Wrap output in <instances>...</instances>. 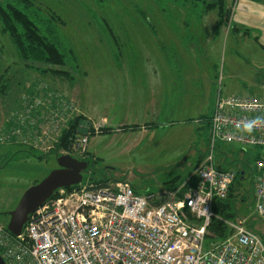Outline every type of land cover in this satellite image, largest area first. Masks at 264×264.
<instances>
[{
	"label": "rangeland",
	"instance_id": "obj_1",
	"mask_svg": "<svg viewBox=\"0 0 264 264\" xmlns=\"http://www.w3.org/2000/svg\"><path fill=\"white\" fill-rule=\"evenodd\" d=\"M225 1L230 15L220 19L217 10L202 13V4L184 6L182 1L156 5L153 0H34L32 16L44 32L43 23L54 30L67 54L63 67L25 62L0 28V223L8 225V215L24 193L58 169L57 158L64 155L87 162L83 182L95 186L127 181L137 194L147 196L169 190L175 180L174 191L186 190L210 153L209 121L220 75L224 96L256 95L264 76V14L250 10L256 16L251 24L258 28L235 24L243 11L240 1L260 7L264 1ZM184 20L191 26H180ZM161 66L194 69L195 74L189 70L186 75L194 78L195 89L170 86L164 113L143 119L131 116L128 122L132 125L137 118L138 125L156 123L157 128H120L127 124V71ZM68 108L82 118L79 132L71 150L62 148L55 155L52 149L58 148ZM98 124L100 129L93 128ZM22 127L29 134L20 133ZM7 133L16 139L6 142ZM84 136L90 139L81 156L74 148ZM261 153L258 148L221 143L216 158L227 170H245L235 197L248 200L239 203L238 218L264 240V223L254 215L248 198Z\"/></svg>",
	"mask_w": 264,
	"mask_h": 264
},
{
	"label": "built area",
	"instance_id": "obj_2",
	"mask_svg": "<svg viewBox=\"0 0 264 264\" xmlns=\"http://www.w3.org/2000/svg\"><path fill=\"white\" fill-rule=\"evenodd\" d=\"M222 87L220 75L210 153L194 187L141 196L127 181L99 187L88 181L59 190L30 216L21 236L0 224L5 264H264V240L245 221L224 220L213 210L215 201L227 200L238 173L219 166L218 145L258 148L262 153L251 174L252 211L264 223V76L256 95L224 96ZM67 111L61 131L75 117L72 108ZM24 131L29 134L22 127L20 133ZM11 133L6 142L16 139ZM89 139L81 137L74 151L84 155ZM214 220L231 232L226 238L210 232Z\"/></svg>",
	"mask_w": 264,
	"mask_h": 264
},
{
	"label": "trees",
	"instance_id": "obj_3",
	"mask_svg": "<svg viewBox=\"0 0 264 264\" xmlns=\"http://www.w3.org/2000/svg\"><path fill=\"white\" fill-rule=\"evenodd\" d=\"M11 1V2H10ZM0 0V28L3 34H7L11 37L15 48L21 58L28 63L37 65H49L54 67H63L66 63L67 54L61 49L56 37L54 36V30L46 25V32L41 30L38 20L32 16V8H34V0ZM156 5H161L164 1H171L174 5L180 1L184 2V6L188 3L197 6L203 5L202 13H209L210 11L217 10L219 12L220 19L226 18L230 15V10L226 8L225 0H153ZM264 1V0H263ZM40 22V21H39ZM51 20L47 22L50 24ZM59 73V72H58ZM82 120L81 117L75 116L67 126V130L62 128V135L60 142L56 145L57 150H52L55 155H59V149L71 150L75 141V135L79 132L77 128L78 123ZM210 123V121H209ZM52 152V153H53ZM221 168L222 165H221ZM225 169V168H223ZM245 170H241L237 173V178L234 186L232 187L227 200H217L214 203V213L217 217L224 220L234 222L238 218V205L239 203H245L248 199L245 197L239 201L235 197V193L238 190L240 183L245 176ZM93 180V179H90ZM182 182V181H181ZM97 183L96 186L106 185L105 181ZM197 183V177H193L190 180L188 189L190 186H195ZM177 183L175 180L170 184V190L175 189ZM252 196V195H251ZM245 198V199H244ZM251 199V210L253 207V197ZM1 224V223H0ZM210 232L214 233L219 240L226 238L231 233L228 228L218 220L212 222Z\"/></svg>",
	"mask_w": 264,
	"mask_h": 264
},
{
	"label": "crops",
	"instance_id": "obj_4",
	"mask_svg": "<svg viewBox=\"0 0 264 264\" xmlns=\"http://www.w3.org/2000/svg\"><path fill=\"white\" fill-rule=\"evenodd\" d=\"M239 5L241 6L239 7V10L243 11L240 17H237V21L235 20V24L239 25V27L241 28L245 26L253 27V25L256 24L255 22V24H251V21L253 22V20L251 19L256 16L252 15L253 13L250 10L253 9L256 11L259 9L260 13L262 15L264 14V7H260L257 4L251 5V3L249 2L247 3L246 1H240ZM261 14H259V19L261 18ZM255 21L257 20L255 19ZM180 26L188 27L191 26V23H189L188 20H184L180 23ZM254 28H258V26L255 25ZM261 44L264 45V43ZM189 70L191 71V75L195 74V70L190 67H187L186 69H174L167 66H161L152 69L149 67L129 68V70L127 71V74L130 75L128 78L129 82H127L125 89V106L127 107V111L125 110L124 114L126 116L125 121H127V124L121 126L120 128L127 129V131L130 132H134L137 129H144L147 127L152 129L157 128L159 124L157 125L156 123H152L147 124V126H142L138 125L135 119H137L138 117H140V119H143L146 117V115L158 116L157 114L161 112L164 113L166 109V96L168 93V88L170 86L174 87V90L177 89L178 86L185 87L187 90L189 88L195 89V87H191L192 83H195L194 78L192 79L191 75H186L190 74ZM168 73H170L171 75L180 74L181 78H168ZM172 81H174L175 83L172 84ZM261 86L259 87V93L261 92ZM235 94H239V92ZM161 96L163 97L161 98ZM131 116L137 118L132 119L135 122H133L132 125L128 126V122L130 121Z\"/></svg>",
	"mask_w": 264,
	"mask_h": 264
},
{
	"label": "water",
	"instance_id": "obj_5",
	"mask_svg": "<svg viewBox=\"0 0 264 264\" xmlns=\"http://www.w3.org/2000/svg\"><path fill=\"white\" fill-rule=\"evenodd\" d=\"M58 169L52 171L43 181L28 189L17 207L9 216L7 231L15 237L21 236L30 216L44 206L59 190L69 189L83 183L88 163L70 155L57 158ZM0 264H5L0 255Z\"/></svg>",
	"mask_w": 264,
	"mask_h": 264
},
{
	"label": "flooded vegetation",
	"instance_id": "obj_6",
	"mask_svg": "<svg viewBox=\"0 0 264 264\" xmlns=\"http://www.w3.org/2000/svg\"><path fill=\"white\" fill-rule=\"evenodd\" d=\"M79 161H81V160H79ZM87 173V172H86ZM84 176V175H83Z\"/></svg>",
	"mask_w": 264,
	"mask_h": 264
}]
</instances>
